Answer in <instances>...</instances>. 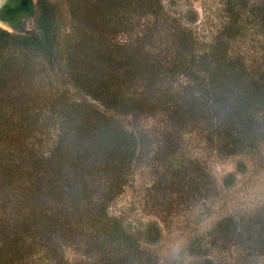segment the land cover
Masks as SVG:
<instances>
[{
    "label": "trees",
    "instance_id": "1",
    "mask_svg": "<svg viewBox=\"0 0 264 264\" xmlns=\"http://www.w3.org/2000/svg\"><path fill=\"white\" fill-rule=\"evenodd\" d=\"M62 3L72 22L64 36ZM161 3L4 6L14 32L0 28V264H158L108 213L138 159L144 119L161 121L171 160L180 140L172 133L190 126L224 156L264 144V0H222L226 23L207 46L179 25L159 37ZM252 29L262 43L241 47ZM176 78L183 84L174 87ZM69 86L88 102L72 99ZM203 184L197 179V193ZM259 231L264 248V221ZM67 248L78 262H68Z\"/></svg>",
    "mask_w": 264,
    "mask_h": 264
},
{
    "label": "rangeland",
    "instance_id": "2",
    "mask_svg": "<svg viewBox=\"0 0 264 264\" xmlns=\"http://www.w3.org/2000/svg\"><path fill=\"white\" fill-rule=\"evenodd\" d=\"M161 2L159 37H164V29L176 30L179 25L207 46L225 26L222 0ZM60 12L64 36L71 32L72 22L63 3ZM34 20L23 21L25 32L34 29ZM256 36L253 29L248 31L239 45L261 42ZM55 67L52 77L56 84L62 80L63 69ZM183 82L184 78H176L174 87ZM67 89L72 99L88 102L70 86ZM118 119L133 131L128 118ZM139 129L146 138L139 145L138 159L122 193L108 208L109 215L140 237L143 248L158 264H264V248L258 244L264 221V144L254 153L224 156L190 126L179 135L172 133L180 140L171 160L164 156L158 118L144 119ZM197 171L208 177H197ZM197 179L204 180L198 193ZM65 257L70 263L80 260L73 248L65 250Z\"/></svg>",
    "mask_w": 264,
    "mask_h": 264
},
{
    "label": "water",
    "instance_id": "3",
    "mask_svg": "<svg viewBox=\"0 0 264 264\" xmlns=\"http://www.w3.org/2000/svg\"><path fill=\"white\" fill-rule=\"evenodd\" d=\"M6 1H7V0H1V1H0V7H1ZM0 25L4 26V27H6V28H8V29H10V30L12 31V28L9 26V24H7V23H5V22H3V21H1V20H0Z\"/></svg>",
    "mask_w": 264,
    "mask_h": 264
},
{
    "label": "flooded vegetation",
    "instance_id": "4",
    "mask_svg": "<svg viewBox=\"0 0 264 264\" xmlns=\"http://www.w3.org/2000/svg\"><path fill=\"white\" fill-rule=\"evenodd\" d=\"M8 1H9V0H7V1H6V2L0 7V16L3 15V12H2V11H3V8H4V6L7 4ZM0 20L3 21V20L1 19V17H0ZM3 22H4V21H3ZM5 23H7V22H5ZM7 24H8V23H7Z\"/></svg>",
    "mask_w": 264,
    "mask_h": 264
},
{
    "label": "bare ground",
    "instance_id": "5",
    "mask_svg": "<svg viewBox=\"0 0 264 264\" xmlns=\"http://www.w3.org/2000/svg\"><path fill=\"white\" fill-rule=\"evenodd\" d=\"M1 1V0H0Z\"/></svg>",
    "mask_w": 264,
    "mask_h": 264
}]
</instances>
